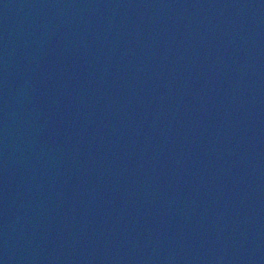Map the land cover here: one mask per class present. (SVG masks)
Returning a JSON list of instances; mask_svg holds the SVG:
<instances>
[{"label":"water","instance_id":"95a60500","mask_svg":"<svg viewBox=\"0 0 264 264\" xmlns=\"http://www.w3.org/2000/svg\"><path fill=\"white\" fill-rule=\"evenodd\" d=\"M0 264H264V0H0Z\"/></svg>","mask_w":264,"mask_h":264}]
</instances>
